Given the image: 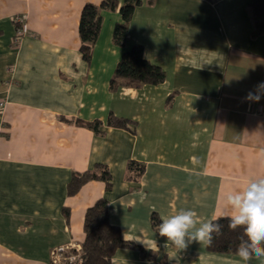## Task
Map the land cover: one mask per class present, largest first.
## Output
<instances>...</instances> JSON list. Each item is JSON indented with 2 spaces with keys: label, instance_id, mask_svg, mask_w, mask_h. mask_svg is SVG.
Returning <instances> with one entry per match:
<instances>
[{
  "label": "crops",
  "instance_id": "crops-1",
  "mask_svg": "<svg viewBox=\"0 0 264 264\" xmlns=\"http://www.w3.org/2000/svg\"><path fill=\"white\" fill-rule=\"evenodd\" d=\"M101 1L0 0V264H51V249L83 240L85 210L99 197L134 244L118 247L112 264H168L162 247L148 248L164 242L153 214L220 215L225 191L264 176V90L246 99L264 82V33L252 34L250 0H139L116 45L117 0L100 10L85 59L80 12ZM136 43L164 81L111 88L121 53ZM110 112L126 126L108 125ZM95 120L99 131L85 125ZM131 160L144 163L137 181L127 176ZM98 163L110 189L90 179L69 194L72 174ZM182 256L181 264H245L195 243Z\"/></svg>",
  "mask_w": 264,
  "mask_h": 264
},
{
  "label": "trees",
  "instance_id": "trees-1",
  "mask_svg": "<svg viewBox=\"0 0 264 264\" xmlns=\"http://www.w3.org/2000/svg\"><path fill=\"white\" fill-rule=\"evenodd\" d=\"M139 0H123L119 6L121 20L116 22L113 28L112 39L116 45H123L128 35V22L132 16L135 6ZM118 6L117 0H102L100 4L85 3L80 12L78 33L80 37V51L85 59H89L92 45L96 41L102 15V8L115 9ZM250 14L252 17V34L264 33V0H250ZM165 79L163 68L148 60L143 54L141 44H132L125 49L115 66L114 74L110 79V87L118 85L139 87L144 84L158 85ZM129 119L115 116L111 112L108 114L107 124L111 126L125 127ZM85 125L99 131L100 121L86 122ZM127 176L133 181H137L144 171V163L131 160L127 164ZM90 179H100L105 182L107 190L111 187V174L104 164H96L94 168L74 172L68 182L67 191L69 194L75 193L79 187ZM152 223L154 227L161 222L153 214ZM224 225L223 234L217 236L213 244L207 246L210 251L236 252L238 236L241 229L235 232L228 228L227 220L220 221ZM84 237L80 242L81 252L79 260L75 264H112L111 257L118 247L134 245L132 241L121 236L119 227L112 224L108 217V200L99 197L95 202L86 208L83 221Z\"/></svg>",
  "mask_w": 264,
  "mask_h": 264
},
{
  "label": "clouds",
  "instance_id": "clouds-1",
  "mask_svg": "<svg viewBox=\"0 0 264 264\" xmlns=\"http://www.w3.org/2000/svg\"><path fill=\"white\" fill-rule=\"evenodd\" d=\"M262 90L264 82L256 86L255 92L250 91L246 99L258 102ZM260 155L264 158V150ZM221 203V214L207 219L191 208H180L173 214L161 215L157 232L164 242L158 245L153 240L149 242L152 247L148 248L155 252L162 247L168 264H181L182 253L192 244L212 245L216 237L223 234L224 225L220 221L227 220L230 230H242L235 250L240 260L246 264L253 258H264V176L249 179L242 188L225 191ZM134 240L146 245L141 237Z\"/></svg>",
  "mask_w": 264,
  "mask_h": 264
},
{
  "label": "built area",
  "instance_id": "built-area-1",
  "mask_svg": "<svg viewBox=\"0 0 264 264\" xmlns=\"http://www.w3.org/2000/svg\"><path fill=\"white\" fill-rule=\"evenodd\" d=\"M212 2L216 0H210ZM4 102L0 100V110ZM81 245L79 243L57 246L50 250L51 264H75L80 258Z\"/></svg>",
  "mask_w": 264,
  "mask_h": 264
}]
</instances>
